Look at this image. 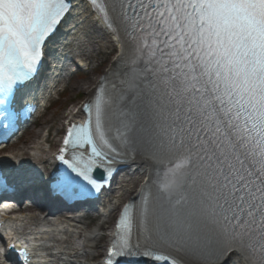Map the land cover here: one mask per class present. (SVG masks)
<instances>
[{"label":"snow or ice","instance_id":"1","mask_svg":"<svg viewBox=\"0 0 264 264\" xmlns=\"http://www.w3.org/2000/svg\"><path fill=\"white\" fill-rule=\"evenodd\" d=\"M81 3L119 50L67 129L50 192L90 197L139 155L150 175L104 264H264V0H0V128Z\"/></svg>","mask_w":264,"mask_h":264},{"label":"bare ground","instance_id":"2","mask_svg":"<svg viewBox=\"0 0 264 264\" xmlns=\"http://www.w3.org/2000/svg\"><path fill=\"white\" fill-rule=\"evenodd\" d=\"M77 14V20L84 17L85 9L83 7H80L77 11H75ZM87 25V21L85 22ZM90 29L95 30L96 27L90 26ZM71 45V44H70ZM75 50H71V47H68L66 51L69 52V55H76L78 53V58L82 57L84 58L86 55L84 54L83 50H81L82 45L78 44L75 46ZM118 50V49H117ZM81 65V62L79 63ZM113 64V63H112ZM110 64L107 66L106 71L109 69V67L112 65ZM105 71V72H106ZM104 72V73H105ZM71 80L68 79L67 83ZM63 84H66V82H62ZM99 84V80H93V79H87L86 85L87 87L83 90V86H75L74 90H78L84 93V96L87 100H90L94 96L95 89L97 88ZM50 102H53L51 99ZM74 111L67 112L62 118V121H66L68 119H71V117H75L77 115L74 114ZM40 114V113H39ZM43 125H46L45 128H48L49 130H52L56 128L57 126V120L56 121H44ZM59 128H56V133L58 134ZM49 142V139L46 140L45 143H39L36 145L33 149L30 150V154L27 152H21L22 150L17 151L16 154H9V155H3L0 157V165L4 166L7 170H10L11 172L17 173L22 172L24 170L31 172L32 174L38 173L43 168H45L48 163L50 156L47 157V155L52 153L51 147H44ZM18 155H21L18 157ZM33 157H36L37 159L34 160ZM135 164L133 167H139L138 170L144 171L143 179H145L146 173L149 169V165L146 162H143L141 160L134 159ZM150 171V169H149ZM149 177V176H148ZM140 178V174L136 173L131 181V184L129 186H123L119 188V191L117 195L115 196V203L112 206L111 214L116 210L117 206L125 203H129L131 201H135L137 204L139 203L140 193H136V190H134V185L136 181ZM68 224L65 223H58L53 225H47L44 227L39 226L37 221L32 220V218L27 216H21L19 219L16 220H6L3 223H1V227L9 232V237L16 238L19 237L23 240H25L29 247L33 249V253L36 255L38 260L40 262H45V264H57V261H54L55 259H58V261L68 260L69 262H73V258L79 259V264H81L80 258H83L87 260L88 258H91L92 260L95 258L90 254L91 248L95 247L92 246L90 248H82L77 249L74 248V243L76 241H79L81 238L86 240L90 239L95 233H93L89 238L84 236L83 231L79 228H72V226H67ZM68 229H71V232H67ZM2 230V229H1ZM3 231V230H2ZM62 234L61 243L56 240V238ZM71 234L73 236H71ZM109 236H105L106 239H108ZM96 238V237H95ZM68 245V246H65ZM73 255V256H72ZM54 261V262H53ZM64 264L63 262H61Z\"/></svg>","mask_w":264,"mask_h":264},{"label":"rangeland","instance_id":"3","mask_svg":"<svg viewBox=\"0 0 264 264\" xmlns=\"http://www.w3.org/2000/svg\"><path fill=\"white\" fill-rule=\"evenodd\" d=\"M76 27L79 31L76 40L82 45L81 50H83L84 54L86 55L83 58V61L81 60L83 70L77 72L78 75L73 77L68 84L63 85L65 94L58 99L57 96H54V103L52 104L51 108L36 119L34 126L27 129L17 143L9 145V147L5 150L6 153L16 154L19 150H22L20 153H29L31 149L41 142L45 134H47L49 137V142L47 144L53 149L58 144V140L60 139V132L57 134L55 130L56 128L61 129V118L85 99L84 93L82 91L87 87V79L90 78L93 80H99L105 74L104 72L106 71L107 66L113 63L114 57H116L117 49L109 36H107L99 27L95 30L90 29V25L81 23V20L77 22ZM77 85L83 86V90L75 91L74 87ZM61 91L62 90H60V92ZM56 120L57 125L55 126L57 127L52 130L45 128L46 125H43L44 121ZM132 179L133 175H131L128 169L121 172L119 180L123 182V186H129ZM142 180L143 177L141 176L134 185V190H136L137 193L142 188H140V185L147 181V179L144 181ZM115 201L116 200H113L112 202L114 203ZM120 207H122V205L119 206V208L115 210L110 216L109 213H107L104 219L98 221L92 227H87L86 231H89L87 238L95 233L92 237H90L89 240H87L88 242L85 243L86 248L95 246L94 248L89 249L92 256L96 257L95 255H99L101 252L100 247L102 243H104L105 239V233L103 230L114 221L113 217L114 215L116 216ZM111 208L112 204L110 205V209ZM103 221H106V224L102 227L101 231L99 230V227ZM80 260L86 264H96L95 259L92 260L91 258H88L85 260L80 258Z\"/></svg>","mask_w":264,"mask_h":264}]
</instances>
